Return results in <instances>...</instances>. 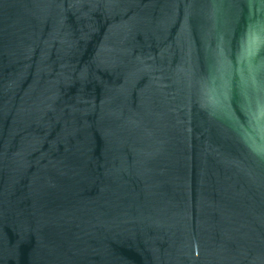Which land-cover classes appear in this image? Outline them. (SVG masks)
<instances>
[{"label":"water","instance_id":"95a60500","mask_svg":"<svg viewBox=\"0 0 264 264\" xmlns=\"http://www.w3.org/2000/svg\"><path fill=\"white\" fill-rule=\"evenodd\" d=\"M0 264H264V0H0Z\"/></svg>","mask_w":264,"mask_h":264}]
</instances>
